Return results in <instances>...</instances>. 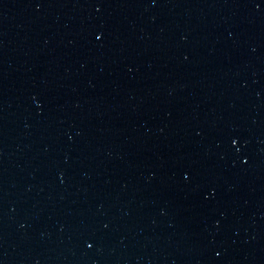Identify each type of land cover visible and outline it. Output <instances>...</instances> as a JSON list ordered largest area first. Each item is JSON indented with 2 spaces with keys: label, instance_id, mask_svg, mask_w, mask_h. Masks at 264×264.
Returning a JSON list of instances; mask_svg holds the SVG:
<instances>
[{
  "label": "water",
  "instance_id": "water-1",
  "mask_svg": "<svg viewBox=\"0 0 264 264\" xmlns=\"http://www.w3.org/2000/svg\"><path fill=\"white\" fill-rule=\"evenodd\" d=\"M0 264H264V0H0Z\"/></svg>",
  "mask_w": 264,
  "mask_h": 264
}]
</instances>
